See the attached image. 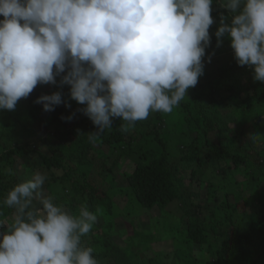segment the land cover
Returning a JSON list of instances; mask_svg holds the SVG:
<instances>
[{"label": "clouds", "instance_id": "1", "mask_svg": "<svg viewBox=\"0 0 264 264\" xmlns=\"http://www.w3.org/2000/svg\"><path fill=\"white\" fill-rule=\"evenodd\" d=\"M213 0H0V111H15L37 86H69V100L96 126L94 143L121 118L127 133L150 113L170 114L205 74ZM217 47L230 41L238 66L264 84V0H219ZM214 55V53H213ZM211 62V55L207 57ZM59 78V80H58ZM69 100L61 91L34 103L52 112ZM75 113L62 120L70 122ZM261 136H251L256 141ZM47 176L35 172L14 186L2 206L15 216L0 232V264H98L81 238L97 222L43 197ZM41 208H32L33 198ZM3 212L0 211V216Z\"/></svg>", "mask_w": 264, "mask_h": 264}, {"label": "trees", "instance_id": "2", "mask_svg": "<svg viewBox=\"0 0 264 264\" xmlns=\"http://www.w3.org/2000/svg\"><path fill=\"white\" fill-rule=\"evenodd\" d=\"M213 2L211 15L215 23L209 30L214 32L209 31L213 38L205 57L213 52L217 54L222 48L225 64L212 79L207 78L208 67L197 86L172 113H150L127 133L119 130L122 119L113 118L112 128L106 129L92 143L87 134L96 131V126L77 111L83 107L76 108V101L69 100L67 86L57 87L52 93L61 91L63 99L71 103L70 108L61 104L54 111L45 112L42 105L34 103L39 96L47 94L45 85H38L28 98L18 102L15 111H7L11 126L27 130L32 124L37 138L19 145L7 142L0 135V208L5 211V217L15 215V209L2 206V202L8 192L21 183L16 175L18 162L36 156L47 173L44 185L55 198L53 202L72 214L87 204L94 214L104 212L107 221L113 208H118L112 198L107 194L104 197L99 195L92 183L87 182L88 175L95 173L108 185L107 193L114 196L128 192L146 210H162L177 200L184 216L177 219L174 226L183 222L187 224L186 236L196 249L203 251L202 245L209 244L208 251L212 249L218 260L216 262V257H212L207 264H264V215L257 219L255 205L239 208L243 200L242 189L248 188L251 181L250 176L245 177L239 185L234 178V174L240 171L246 176L254 175L253 182L259 183L264 176V158L262 154L249 152V142L254 135L251 127H236L238 132L235 135L225 137L229 125L219 112L221 107L239 111L253 101L264 104V84L252 83V69L237 65L227 38L217 47L214 33L218 30L220 18L223 15L230 23L231 15L218 5L219 0ZM73 113L76 115L70 122L61 119ZM255 120L264 123L263 116ZM252 168L255 169L252 171ZM188 170L191 172L186 174ZM116 176H120L121 181ZM196 180L199 188L204 190L205 186L208 190L209 186L217 184L225 203L199 200V192L190 187ZM55 189L61 194L57 195ZM231 196L235 203L230 201ZM34 202L35 198L32 204ZM96 224L97 229L89 232L91 241L89 235L81 238L84 247L93 249L94 257L108 260L109 264L138 262V254L129 258L125 249L109 240L107 234H98L101 228H107L103 218ZM260 251V257H257ZM148 264L164 263L153 257Z\"/></svg>", "mask_w": 264, "mask_h": 264}, {"label": "rangeland", "instance_id": "3", "mask_svg": "<svg viewBox=\"0 0 264 264\" xmlns=\"http://www.w3.org/2000/svg\"><path fill=\"white\" fill-rule=\"evenodd\" d=\"M209 31L214 32L213 29ZM212 38L213 37L211 35V42ZM220 49L221 51H219L217 54H215V52H213L214 55L213 53L211 54L210 63L207 62V58L205 57L204 71L206 74L207 68L209 67V70L207 72L208 79H212L214 76L218 75L220 73L219 70L225 64V53H223L224 51H222V48ZM233 52L234 51L232 50L231 53ZM217 59H219V61H217ZM202 79H204V77ZM252 83L255 84L256 81L253 80ZM44 88L47 90V94H51L57 87L53 85H45ZM192 90L193 88H190L187 92V95H189ZM250 92L252 93L253 90H251ZM257 106L259 108L256 110L255 108ZM81 107H85V105H80L78 103L76 104V108ZM219 112L223 120H225V122L227 121L229 125L228 133H224L225 137L235 135L238 132L236 127L239 128L242 125H245L246 129L251 127L254 135H264V123L260 124L255 120L258 116L264 117V104H258L256 101H253L247 108L241 109L239 111H234V109L225 110L223 107H221L219 109ZM6 114L7 110L0 111V135L2 136V138L4 137L7 142H10L12 144L18 143L19 145H24L25 143H27V141L31 143V141L37 138V135L34 132V126L32 124L28 125L27 130L24 128H20L19 126H11L12 120L9 119L8 115ZM2 124H6L7 126H3ZM249 132L251 131L249 130ZM249 147V152L251 154H262L264 158V136H261V138L256 141H252L250 139ZM252 147H254L253 150ZM31 158H27V160L18 162V165L16 167V175L21 183L31 179L33 174L37 171L45 175L47 174L40 166L39 160H36V156H32ZM26 161L28 162L24 163ZM260 161L261 160H259V163ZM185 168L188 169L187 166H185ZM254 169L255 168H252L251 170L253 171ZM189 172H191V170H188L186 174H189ZM244 173L245 172L238 171L234 174V178L237 182H239V185L243 180L246 179L245 177L250 176L251 181V187L249 186L248 188H246L247 186H245L242 189L243 200L240 202L239 208H242V206L244 208L245 206L250 207L252 205H255L256 207L254 210L258 209L257 219H259L264 215V176L259 183H255L253 182L254 175L251 176L252 174H247L246 176ZM94 174L88 175L87 182L92 183L99 195H102L104 197V194H107L110 198H112L113 201H115L114 204L119 205L118 208H113V213L107 216V221L105 220L104 212H101L100 215L96 214L97 220L103 218V224L106 223L107 226V228H101L98 234H107V238H109V240L116 244H119L125 249L126 255L129 258L133 259V255L138 254L139 260L136 264H148L149 260L153 257L160 258V260L164 264H207L209 261H212V257H216L215 252L212 249L208 251L209 244L202 245L203 251H200V249H196L192 245V243L186 236V223L183 222L184 224L181 223L180 225L174 226L176 220L184 216L182 209L180 208V203L177 200H175L172 204L162 210L159 208H154L151 211L148 209L146 210L139 202H135L136 198L130 195L128 192L116 193L114 196L107 193L108 185L103 182L101 176L98 177V175ZM116 179L118 181H121L120 176H116ZM188 180H186L185 182L187 183ZM190 187L191 190L199 192V200L203 201L206 199V202L209 201V203L213 202L220 205L221 203H225L223 192L219 189L217 184L209 186L208 190L205 186L204 190L199 188V182L196 180L190 185ZM55 190V193L57 195L61 194L59 190ZM121 191L122 189L120 190V192ZM40 192L42 193L43 197H51L53 200H55V198L52 197L51 194H49L48 190L45 188V185L42 186ZM35 199L36 202L32 204V207L34 209L41 208L42 205L40 204L39 198ZM230 199L231 202L235 203L233 197ZM0 211L3 212V215L0 216V221H3L5 224H10L11 219L13 220L15 215L9 216L10 218L5 217V211L1 208ZM103 213L104 215H102ZM74 214H78V212ZM97 227L98 224L95 223L92 228L93 231H95ZM6 231L7 225H0V232ZM87 235H89L88 240L91 241V233H88ZM217 248L220 247L218 246ZM99 251L100 250H98L97 252ZM260 253L261 251L258 252L257 257H260ZM95 258L98 260V264H109L108 260L101 259L100 257ZM215 259L213 260L217 262L218 257H216Z\"/></svg>", "mask_w": 264, "mask_h": 264}]
</instances>
